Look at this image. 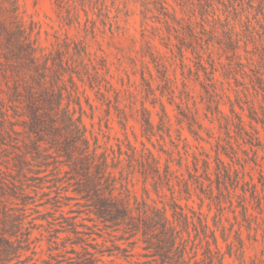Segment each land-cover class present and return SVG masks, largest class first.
<instances>
[{
	"label": "rangeland",
	"instance_id": "1",
	"mask_svg": "<svg viewBox=\"0 0 264 264\" xmlns=\"http://www.w3.org/2000/svg\"><path fill=\"white\" fill-rule=\"evenodd\" d=\"M16 2L38 57L65 42L66 59L72 43L86 47L92 87L85 75L83 82L74 77L82 123L90 144L96 142V152L107 157L110 171L128 189L130 203L145 201L170 221L175 203L214 232L221 264H264V0ZM7 92L0 76L5 104ZM17 138L21 146L22 136ZM3 143L0 138V233L14 242L12 227L21 222L16 236L24 240L29 232V239L18 258L0 256V264H161L139 234L125 241L121 232L94 226L83 204L71 200L56 209L54 200L42 196L55 195L46 188L51 184L39 190L26 168L27 178L20 175L13 160L17 150ZM148 152L162 177L167 171L157 185L138 173L140 156ZM60 210L77 222L78 233L63 223ZM195 235L192 226L181 233L186 258L196 252L189 264H205V240Z\"/></svg>",
	"mask_w": 264,
	"mask_h": 264
},
{
	"label": "trees",
	"instance_id": "2",
	"mask_svg": "<svg viewBox=\"0 0 264 264\" xmlns=\"http://www.w3.org/2000/svg\"><path fill=\"white\" fill-rule=\"evenodd\" d=\"M72 44L73 53L69 59L64 56L70 46L66 42L62 46L64 50L59 46L53 52L38 57L31 31H27L19 16L16 0H0V76L5 80L8 90L7 103L0 100V138L4 145L8 144L17 150L13 156L17 172L27 178L24 173L26 168L31 173L28 179L37 181L39 186L36 188L39 190L50 183L46 188L55 195L51 197L50 193L42 191V196L47 197L48 201L54 200L56 209L68 206L69 201L74 200V205L83 204L81 206L86 207L88 213L93 215L87 216L89 222L94 226L99 223L104 229L121 232L120 240L129 241L139 234L146 244L145 249H154L162 260L161 264H189L196 257L194 252L193 256L186 258V245L181 236L182 232H188L190 226L196 231L195 237L201 235L205 240V264H221L222 255L217 248L214 232L208 231L199 216H194V222L193 218H189L173 203L170 221L165 211L150 206L145 201L138 202L134 199L131 204L128 189L121 183V178L116 179L110 171L107 157L96 152V142L90 144L82 123L85 112L74 77L83 82L85 75L90 87L93 77L84 63L86 47L81 42ZM86 103L89 105L87 99ZM161 111L163 118V107ZM142 122L145 131L151 129L146 109L142 110ZM17 136H22L21 146L18 145ZM133 157L134 155L129 156L130 162ZM140 157L138 173L145 180L152 178L155 185L162 182L167 171L162 177L157 159L149 152ZM217 162L221 164L218 158ZM197 163L198 160H195V172ZM202 168L204 172L208 170L205 160H202ZM47 171L48 174L39 176ZM48 176L52 179L46 180ZM216 176L219 182L221 173ZM229 176L228 170H224L223 177ZM198 178L195 177L194 180L198 181ZM234 181L238 182L237 173ZM68 192L71 194H67ZM61 199L66 202L60 204ZM69 212L74 210L70 208ZM59 216L73 233H78L77 222L70 221L71 217H65L62 211ZM12 228L15 229L14 234H11L15 237L14 242L3 237L6 232L0 233V256L14 255L18 258L19 251L23 249L21 243L29 239V232L24 240H20L16 234L21 230V222L14 224ZM208 238L211 239L214 250H211ZM193 264L199 262L194 260Z\"/></svg>",
	"mask_w": 264,
	"mask_h": 264
}]
</instances>
